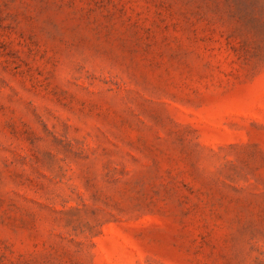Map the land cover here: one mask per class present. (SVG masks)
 Listing matches in <instances>:
<instances>
[{
    "label": "rangeland",
    "instance_id": "obj_1",
    "mask_svg": "<svg viewBox=\"0 0 264 264\" xmlns=\"http://www.w3.org/2000/svg\"><path fill=\"white\" fill-rule=\"evenodd\" d=\"M0 264H264V0H0Z\"/></svg>",
    "mask_w": 264,
    "mask_h": 264
}]
</instances>
